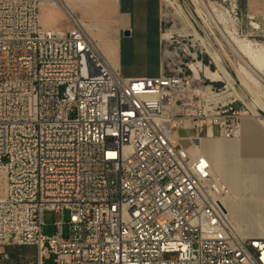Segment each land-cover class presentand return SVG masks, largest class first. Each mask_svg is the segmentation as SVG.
Returning <instances> with one entry per match:
<instances>
[{
	"label": "built area",
	"instance_id": "built-area-1",
	"mask_svg": "<svg viewBox=\"0 0 264 264\" xmlns=\"http://www.w3.org/2000/svg\"><path fill=\"white\" fill-rule=\"evenodd\" d=\"M58 5L69 27L44 26L41 9ZM185 76L126 77L60 0H0L3 260L19 246L35 248L20 264H264V238L234 229L226 189L192 151L209 134L234 138L245 106L188 122L174 97ZM48 211L69 212L67 237L62 220L43 235Z\"/></svg>",
	"mask_w": 264,
	"mask_h": 264
},
{
	"label": "bare ground",
	"instance_id": "bare-ground-1",
	"mask_svg": "<svg viewBox=\"0 0 264 264\" xmlns=\"http://www.w3.org/2000/svg\"><path fill=\"white\" fill-rule=\"evenodd\" d=\"M60 1L63 3L64 8L76 17L79 14L85 15L86 10L96 6L97 3V0ZM160 1L161 17L163 21L172 20L178 25H182L178 31L176 30L177 32L169 30L168 32L163 33L162 31L163 41L167 42V37L171 33L180 35L186 32L185 30L187 25L190 27L191 25L178 0ZM225 1L228 0H223L222 2ZM229 1L235 2V0ZM111 2L114 4H112V6L108 9V16L110 17L112 23H115L118 19V2ZM192 2L195 7V12L201 17L203 23L207 25V28L210 27L209 29L219 46L221 54L235 67V74L238 81L242 84L247 93H249V95L254 99L255 103L264 108V43H258L256 41H244L245 43H242L240 40L241 42H238L237 44L239 47L238 49L242 52L240 55L234 48V45H232L229 37L226 35V32L220 27V24L222 25V23L216 21L212 15V12H220V5H218L215 1H208V4L205 0H192ZM53 7L59 9L60 12L64 14V10L61 6H51V8ZM233 8H235V4H233ZM210 9L213 11L211 12ZM232 13L233 9L225 14L228 15V25L234 28V30H232L233 41H237V28L235 20L232 17ZM46 21L43 17L42 23L44 26H47ZM80 23L88 32L90 37L96 42L110 63L118 66L116 50L118 43L103 38L102 32L95 23L87 22V27H85L81 21ZM192 34L196 37V39L199 36L196 31H192ZM230 51L238 57L237 61L232 58ZM206 53L210 56L213 65H216L215 57L212 53L208 49ZM214 55L219 61L223 60L217 52H214ZM163 58L166 60L168 58L167 54H165ZM224 62L225 61L223 60V63ZM83 65H93V58H83ZM223 65L225 66V63ZM190 70L193 73L192 82L195 83L200 81L202 76L212 84L222 82L226 85L224 92L221 95H218L222 98V100L234 97L246 104L244 97L237 91L235 83L219 65L217 69L215 66V70H212L201 63H196L190 66ZM197 93L207 98V101L214 100L218 97L211 92V86H207L204 89L200 88ZM198 121H202V113L199 116H192V114L188 115V122ZM9 137H11V140H19L17 128H9ZM258 137L262 141L263 145L256 142ZM231 139L232 140L225 137H212L209 134L208 136L201 138L200 141H197L192 151L198 153L206 159L211 167L212 173L219 179L221 186L226 189V195L222 199V204L226 209V214L228 215L234 229L241 236H264V204L260 202L262 201L261 198L264 197V174L262 173V167L253 161H251L252 166H245L244 162L246 164V162L251 159V156L241 155V153L237 150L240 148L239 146H244L245 144L251 148L250 142H256L260 145V147L263 146L261 148H264V119H262L253 109L250 110L249 114L244 115L242 118L239 129L237 130L234 138ZM247 146H244L243 148H249ZM243 171H245V177L242 176ZM4 178L5 173L0 171V186L2 179L4 180ZM248 188L252 189L253 196L250 199H244L241 194H243L242 192ZM254 203L260 204L257 211L251 208V205Z\"/></svg>",
	"mask_w": 264,
	"mask_h": 264
},
{
	"label": "rangeland",
	"instance_id": "rangeland-1",
	"mask_svg": "<svg viewBox=\"0 0 264 264\" xmlns=\"http://www.w3.org/2000/svg\"><path fill=\"white\" fill-rule=\"evenodd\" d=\"M158 1L161 3L160 0ZM208 1H215L218 3V5H220V12H212L213 10L211 9L210 11L212 12L214 19L222 23V25L220 24V27L226 32V35L229 37L232 45H234V48L236 49V51H238L240 55L242 52L238 49L239 48L237 46L238 42L242 41V43H245L247 41H256L258 43H264V23L259 21V19L256 18L254 15L250 14L248 16L254 18V26L257 24L259 27L255 26L253 28L249 25L247 17L244 18L242 16L243 0H235V2L229 0L225 2H222L223 0H205L207 4ZM178 2L180 3L182 9L184 10L185 15L189 20L191 27L187 25L185 30L186 32L184 31L185 33H182L180 35L171 33L167 37L168 39L167 42H164L162 38V42L160 46L162 67L160 68L159 73L162 70L163 74L176 75L180 73L181 70H183L186 75L185 76L186 79L184 80L183 85L177 88L176 92L174 93V97L178 101H180L181 104L185 106L184 108L190 110L192 116L195 115L199 116L203 111H207L209 114V116L206 118L207 121H210L212 117H215L217 112V109H215V107L217 106L221 107L223 104L227 103L230 100H236L237 102L236 105L238 108H242L244 105L245 106L244 110L245 112H247V114H249V111L253 109L257 114L260 115L262 119H264V108L260 107L257 103H255L254 99L249 95V93H247L245 88L241 86V84L238 82L235 74V67L232 65L231 62H229L226 59V57H224L221 54L219 46L217 45L214 36L211 30L209 29L210 27L207 28V25L203 23L201 17L198 16V14L195 12V7L192 0H178ZM112 4L114 3L109 0H97L96 6H93L90 9L86 10L85 15H80V14L77 15V18L85 25V27H87L86 26L87 22L95 23L96 26L102 32L103 38L116 42L117 39H119L120 32L123 33L124 27L119 25L118 19L115 21V23H112V21L110 20V17L108 16L109 15L108 9L112 6ZM233 4H235V8H233ZM232 9H233L232 17L235 20L236 28H237L236 34L238 35L237 36L238 38L235 36L237 41H233L232 30H234V28L228 25V18H227L228 15L225 14L226 12L228 13ZM43 17L45 18V21L47 20L46 27L64 28V29L69 27L68 22L65 20L63 16V13H61L60 10L55 7L53 8H51V6L43 7L41 9V21ZM161 20H162L161 25H162L163 33L168 32L169 30L177 32L182 27V25L180 24L178 25L175 21L172 20L163 21L162 17ZM192 31H196L198 33L199 36L197 37V39L192 34ZM207 49L211 53L212 51L217 52L220 57L222 56L221 58L222 59L224 58L223 60L225 61L224 62L225 66L223 65L224 64L223 60L219 61L218 58L212 53V55L215 57V64H216L213 65L210 56L206 53ZM165 54H167L168 56L166 60L165 58H163ZM230 55L234 60L237 61L238 57L233 52L230 51ZM196 63H201L207 67L210 66L212 70H215V66L217 69L219 65L231 80L233 78V80L235 81V87L237 91L244 97L246 104L237 100L234 97L223 99L224 100L223 101L222 98L218 96L221 95L226 88V85L222 82L217 84L216 83L212 84L210 81L206 80L203 76L200 81L195 83L192 82L193 73L189 70L188 67ZM207 86H211V92L214 95H217L218 97L215 98L214 100H208L209 102L208 101L204 102L203 104H201L200 109L189 105L191 95L196 94L200 88L204 89ZM205 100H207V98H205ZM215 133H218V128L215 129ZM251 190L249 188L248 193H250ZM4 194H5V178L4 180L2 179L0 186V199L3 198ZM258 207H260L259 203H254L251 205V208L255 211L258 210ZM69 218H70L69 212H65V215L62 218H59L54 212L51 211L46 212L44 216V226L42 230L43 235L44 236L55 235L58 229L57 222L59 220H62L64 222V235L65 237H67ZM27 256L33 258L34 253L29 252L24 257ZM172 257L174 256L173 255L167 256V258H172ZM43 264H55V256L50 255L49 258L44 260Z\"/></svg>",
	"mask_w": 264,
	"mask_h": 264
},
{
	"label": "crops",
	"instance_id": "crops-1",
	"mask_svg": "<svg viewBox=\"0 0 264 264\" xmlns=\"http://www.w3.org/2000/svg\"><path fill=\"white\" fill-rule=\"evenodd\" d=\"M250 14L264 23V0H243L242 16L245 18ZM117 15L119 25L124 27L123 33L120 32L119 39L116 41L118 43L117 61L123 75L130 78L158 76L162 67L161 3L158 0H121L118 3ZM125 30L130 31L127 37L124 36ZM259 137L256 142L262 144ZM256 142H250L251 148L245 144L244 146L249 148H243L242 145L234 149H237L241 155L251 156L246 164L244 162L245 166L250 167L251 161L256 162L262 167L264 174V148ZM244 172L242 176L245 177ZM248 189L242 192V198L250 199L253 196V191L250 189L251 192L248 193ZM261 199L264 204V197ZM244 237L264 238L263 235ZM7 252L9 259L3 260L0 255V264H20L21 258L26 254L29 252L35 254V248L10 246Z\"/></svg>",
	"mask_w": 264,
	"mask_h": 264
},
{
	"label": "water",
	"instance_id": "water-1",
	"mask_svg": "<svg viewBox=\"0 0 264 264\" xmlns=\"http://www.w3.org/2000/svg\"><path fill=\"white\" fill-rule=\"evenodd\" d=\"M129 35H130V31H129V30H125V31H124V36L127 37V36H129Z\"/></svg>",
	"mask_w": 264,
	"mask_h": 264
},
{
	"label": "trees",
	"instance_id": "trees-1",
	"mask_svg": "<svg viewBox=\"0 0 264 264\" xmlns=\"http://www.w3.org/2000/svg\"><path fill=\"white\" fill-rule=\"evenodd\" d=\"M180 2V1H179ZM213 53V52H212ZM214 54V53H213ZM222 57V56H221ZM224 59V58H223ZM227 72V71H226ZM228 73V72H227ZM229 74V73H228ZM231 77V76H230ZM232 78V77H231ZM232 80H233V78H232ZM238 80V79H237ZM234 81V80H233ZM239 82V81H238ZM234 83H235V81H234ZM240 83V82H239ZM241 84V83H240ZM240 86V85H239ZM241 86H242V84H241Z\"/></svg>",
	"mask_w": 264,
	"mask_h": 264
}]
</instances>
